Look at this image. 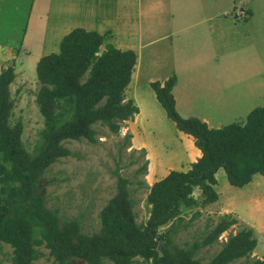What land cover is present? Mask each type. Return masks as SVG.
Wrapping results in <instances>:
<instances>
[{
    "label": "rangeland",
    "instance_id": "rangeland-1",
    "mask_svg": "<svg viewBox=\"0 0 264 264\" xmlns=\"http://www.w3.org/2000/svg\"><path fill=\"white\" fill-rule=\"evenodd\" d=\"M199 7L215 9L189 20L186 9L199 11ZM246 9L249 15L245 13L244 18ZM114 10L120 14L112 13ZM0 13L2 33L7 34L11 26V35L4 38L15 44L16 52L9 58L2 55L1 61L6 65L0 62V70L14 64L15 56L23 61L14 68L15 77L10 84L14 101L10 121L21 120V139L30 153L43 128L35 102L39 87L36 62L45 54L57 52L60 39L70 30L81 27L100 33V24L116 16L127 27L126 33L121 32L124 41H135L134 31L139 33L145 51L142 65L151 64L148 58L157 60L159 65L157 80L146 81V71L138 83L127 85L125 100L132 99L139 112L123 121L117 134L95 124L94 143L65 140L62 143L70 154L49 165L40 178L39 190L45 205L55 210L61 220L79 219L85 234L99 229V212L115 194L118 175L131 180L128 188L136 222L144 223L150 211L148 188L172 169L187 170L201 154L193 137L179 131L167 117L151 82L162 83L166 76L177 74L186 90L179 99H189L182 106L179 99L175 101L177 112L186 118L202 115L213 128L243 123L251 109L264 103V0H0ZM180 26L187 27L178 31ZM109 37L104 43L121 50L128 47ZM103 47L104 44L100 50ZM175 65L178 69L173 72ZM172 95L175 99V93ZM215 177L217 200L201 204V190L194 188L192 195L199 204L182 208L179 218L160 227V232L172 225L176 230L173 241L188 247L199 241L221 216L230 214L237 222L217 242L200 248L196 257L208 261L230 234L250 227L257 240L255 248L247 258L229 264L263 258L264 177L254 176L253 181L262 183L256 189L255 184L230 185L223 169ZM38 249L41 255L33 264H56L46 247L40 245ZM11 256V246L3 244L0 264H12Z\"/></svg>",
    "mask_w": 264,
    "mask_h": 264
},
{
    "label": "trees",
    "instance_id": "trees-1",
    "mask_svg": "<svg viewBox=\"0 0 264 264\" xmlns=\"http://www.w3.org/2000/svg\"><path fill=\"white\" fill-rule=\"evenodd\" d=\"M243 13L246 18V10ZM105 38V33L75 27L61 38L57 52L37 60L35 102L43 128L32 153L23 145L21 120L10 121L13 64L0 70V252L3 244L10 245L12 264H33L41 255L40 245L56 264H229L247 258L257 244L250 227L230 234L208 261L196 257L200 248L217 242L237 222L230 214L188 247L173 241L172 225L163 232L160 227L179 218L182 208L199 204L194 188L201 190V204L216 201L219 169L235 187L247 185L255 174L264 177V103L251 109L243 123L209 127L198 117L177 112L171 92L175 75L150 85L167 117L193 137L201 154L187 170L172 169L148 188L146 221L136 222L131 180L120 175L115 194L99 212L96 232L83 233L79 219L61 220L45 205L40 178L49 165L70 154L62 142L94 143L93 125L117 134L121 123L139 112L133 100L124 97L136 55L104 43ZM245 264H264V257Z\"/></svg>",
    "mask_w": 264,
    "mask_h": 264
},
{
    "label": "crops",
    "instance_id": "crops-1",
    "mask_svg": "<svg viewBox=\"0 0 264 264\" xmlns=\"http://www.w3.org/2000/svg\"><path fill=\"white\" fill-rule=\"evenodd\" d=\"M215 8H207V9H205L204 7H199V11H195V10H189V9H186V11H185V15L189 18V20H191L193 17L195 18V15H198V14H201V13H203V12H211L212 10H214ZM243 11H245V10H243ZM112 13H114V14H120L118 11H116V10H114ZM124 13H126V11H124ZM246 13H247V15H249V12H248V10L246 9ZM1 14V17H3L2 16V13H0ZM4 17H6V15L4 16ZM110 18L111 19H105V22L104 23H102V24H100V28L101 29H99V28H97V26H96V28L100 31V33H103L104 31H106L107 30V32L108 33H106V38L105 39H107L110 35L111 36H113V37H109V39L110 38H115L116 40H118V41H121L122 42V44L124 45V46H128L126 49H130V47H131V49L133 48L135 51H136V61H135V65H134V67H133V69H132V74H131V79H130V82H129V84L131 83H138L140 80V78H141V76L146 72V71H148V78L146 79V81H148V80H150V79H156L157 80V78H159L160 76H159V74H158V68H159V65L157 64V60H154V59H152V58H148V63L150 62L151 64H149V66L147 65V64H144V66L142 65V62H143V60H142V57H143V54H145V51H142V44H140V38H139V33L137 32V31H134V34H135V37H134V39H135V41L134 40H132V39H130V40H128V38L126 39V40H128V42L127 41H124L125 39H123V35L121 34V32L122 33H126L127 32V27L125 26V23L123 22V20L121 19V20H119V18L118 17H116V16H110ZM162 20V19H161ZM102 21V20H101ZM100 21V22H101ZM119 23H121L122 25H121V27H120V30H119ZM188 26V25H187ZM187 26H180L179 28H178V31H181V30H184ZM211 28V27H210ZM10 29H11V26L7 29V34H5V33H2V28L0 27V62L1 63H3L1 60H4V59H2V55L3 54H6L7 55V57L6 58H9V55L11 54V53H16L15 52V49H14V46H15V44H13L11 41H9L8 40V38H4L5 36H7V35H11L10 34ZM117 29H118V31H117ZM211 30H213V28H211ZM214 31V30H213ZM110 32V33H109ZM141 32V35L143 36V32L142 31H140ZM109 34V35H108ZM174 34V33H173ZM63 37V36H62ZM61 40V39H60ZM126 49H122V50H126ZM132 49V50H133ZM25 52H27V49L25 50ZM19 53V52H18ZM51 53V52H50ZM46 55V54H45ZM40 58V57H39ZM38 58V59H39ZM181 59H184V57H180ZM19 62H23L22 61V58H20L19 59V57H17V56H15V63L13 64V67L14 68H17L18 67V64H19ZM184 63H186V62H184ZM6 65V63H3V65ZM16 64H17V66H16ZM6 67V66H5ZM178 69V66L177 65H175V66H173L172 67V71L174 72L175 70H177ZM171 71V72H172ZM170 72V73H171ZM176 74V73H175ZM169 77V76H168ZM166 78H167V76H166ZM132 80V81H131ZM160 80V79H159ZM172 92L173 93H175V95H176V97H175V101H176V103H177V100L179 99V96H180V93L181 92H184V93H186V90L183 88L182 89V82H181V79L179 78V76L176 74V82H175V84H174V86H173V89H172ZM177 95H178V98H177ZM182 103H181V106L183 105V104H185V102L187 101V100H189V99H187V98H180L179 99ZM198 102H201L200 100L198 101ZM182 108V107H181ZM198 109V108H197ZM202 115H199V118L201 119V120H204V122H206L207 123V125L209 126V125H211V123L209 122V121H207V120H205V119H203L202 117H201ZM210 127V126H209ZM167 174V173H166ZM165 174V175H166ZM255 175H257V174H255ZM254 175V176H255ZM254 176H253V178H252V180L247 184L248 186H250V185H254V187H255V189L257 188V187H259L262 183H261V181L260 180H258V179H256V180H254L253 181V179H254Z\"/></svg>",
    "mask_w": 264,
    "mask_h": 264
}]
</instances>
